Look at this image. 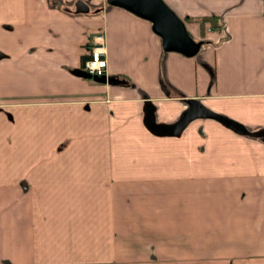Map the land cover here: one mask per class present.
Returning <instances> with one entry per match:
<instances>
[{"label":"crops","instance_id":"crops-1","mask_svg":"<svg viewBox=\"0 0 264 264\" xmlns=\"http://www.w3.org/2000/svg\"><path fill=\"white\" fill-rule=\"evenodd\" d=\"M73 1L0 0V264H264V0Z\"/></svg>","mask_w":264,"mask_h":264},{"label":"water","instance_id":"water-1","mask_svg":"<svg viewBox=\"0 0 264 264\" xmlns=\"http://www.w3.org/2000/svg\"><path fill=\"white\" fill-rule=\"evenodd\" d=\"M76 12L89 11V3L85 0H74ZM107 3L121 6L150 21L151 29L161 38L163 50H175L183 55L197 53L202 40L189 35L182 19L170 9L163 0H106ZM113 80V77L100 76Z\"/></svg>","mask_w":264,"mask_h":264},{"label":"built area","instance_id":"built-area-1","mask_svg":"<svg viewBox=\"0 0 264 264\" xmlns=\"http://www.w3.org/2000/svg\"><path fill=\"white\" fill-rule=\"evenodd\" d=\"M101 33H96L93 36V45L88 52V57L82 63L87 74L94 76L106 75V57L104 39Z\"/></svg>","mask_w":264,"mask_h":264},{"label":"trees","instance_id":"trees-1","mask_svg":"<svg viewBox=\"0 0 264 264\" xmlns=\"http://www.w3.org/2000/svg\"><path fill=\"white\" fill-rule=\"evenodd\" d=\"M96 10V9H95ZM207 18L209 19V20H211L213 17L212 16H207ZM114 77V81H117V80H119V77H117V76H113Z\"/></svg>","mask_w":264,"mask_h":264}]
</instances>
